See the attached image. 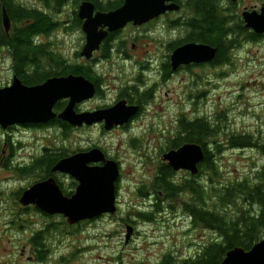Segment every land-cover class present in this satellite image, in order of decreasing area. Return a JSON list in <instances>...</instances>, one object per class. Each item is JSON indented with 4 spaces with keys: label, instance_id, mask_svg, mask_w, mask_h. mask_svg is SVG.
I'll list each match as a JSON object with an SVG mask.
<instances>
[{
    "label": "rangeland",
    "instance_id": "rangeland-1",
    "mask_svg": "<svg viewBox=\"0 0 264 264\" xmlns=\"http://www.w3.org/2000/svg\"><path fill=\"white\" fill-rule=\"evenodd\" d=\"M17 1L40 4L38 0ZM249 2L254 3L255 0ZM61 8V12L58 14L56 11V14L72 18L79 5H76V0H68ZM52 40L55 47L73 58L81 44L77 29L71 32L59 30ZM252 55L257 57V61L245 70L235 71L230 65L218 68L214 74L209 73L212 84H203L205 88L208 87L207 96L205 99L201 97L195 105L199 108L200 116L209 115V120L219 127L209 144L218 172L213 180L207 172L199 178L208 187L206 205L212 209L216 202L217 210L223 207L217 198L219 187L246 179L252 181L251 185L260 183L255 178L256 173L264 167L261 148L231 143L232 137L243 135L250 136L252 141L256 139L258 143H264V41L261 45L253 46ZM2 57L0 52V82L5 83L10 79V72ZM201 83L204 81L201 80ZM187 85L185 82L183 88H178L174 97L179 103L178 109L182 106L183 110L191 112L193 104L187 101L190 89ZM112 97L105 99V102ZM168 105H172L171 101ZM162 114V123H165L168 117L164 116V112ZM168 115L172 121L174 117L171 111ZM143 133H146L143 129L137 131L136 135L91 130L74 131L65 136L57 128L40 130L36 138L41 147L50 144L56 152L64 148L70 154L98 144L121 160L123 178L117 183L118 211L75 225L74 228L69 227L62 215L46 216L41 212L21 211L9 195L12 192L10 185H14V188L28 187L39 177L30 175L21 182L16 180L18 176L13 170L0 169V183L8 182L0 186V191L6 190L8 194V198L0 194V264H157L168 252L178 259L197 255L204 245L216 239L218 235L210 229L193 225L190 213L184 209V203L199 204L198 198L191 192H184L171 202V206L161 192H153L154 177L167 135L147 133L141 136ZM133 138L138 140L132 141ZM24 139L29 140L27 137ZM218 144L220 147L216 149ZM33 152L36 153V149ZM7 154L8 151L4 152V157ZM187 174L179 171L176 178L191 179L195 176ZM56 175L66 192L75 190V178L62 172ZM158 197H164L165 201L162 209L157 211L152 206L156 203V207L160 206L162 201H157ZM224 209L229 213L237 211L233 206ZM145 211L153 212V218L148 220L141 216L140 213ZM52 222L57 230L50 233L48 253L46 259L41 261L30 239L33 233ZM127 224H132L135 230L131 240L126 243Z\"/></svg>",
    "mask_w": 264,
    "mask_h": 264
},
{
    "label": "flooded vegetation",
    "instance_id": "flooded-vegetation-1",
    "mask_svg": "<svg viewBox=\"0 0 264 264\" xmlns=\"http://www.w3.org/2000/svg\"><path fill=\"white\" fill-rule=\"evenodd\" d=\"M83 1H91L95 5V14L99 11L115 10L125 3V0H76V5L78 3L80 6ZM202 1L205 0H166L164 5L167 8L163 12L144 22L132 20L114 30H110L109 26L101 25L99 29L108 32L90 58L82 55L87 38L82 29L85 20L80 18L79 9L74 11L72 18H67L58 15L62 8L56 14L53 8H49L41 0H38L40 4L20 3L22 6L32 7L43 12L51 20V27L48 32L33 36L34 45L44 46L39 52L37 62L20 64L21 66L17 65L16 52L8 44V40L15 33L16 27L25 28L35 24V21L33 18L20 17L18 26L15 25L6 7L2 6L0 2V52L3 55V62H7V71L10 72V79L5 83L0 82V87L10 86L15 78H18L26 86H36L54 77L82 76L93 84L95 93L91 98L76 103V112H95L122 103L124 110L129 113L122 123L116 124L110 129L106 128L105 121L92 124L84 122L78 126L59 117V114L65 110L70 102V98L65 97L59 99L53 106L52 112L57 116L51 120L14 123L5 127L0 124V169L13 170L18 176L16 180L21 182L30 175L39 177L29 186L51 176H54L60 184L59 176L56 175L57 172L52 171L57 161L52 165L51 172H48V168L46 172L41 171L38 166V160L41 157L57 153L50 144L41 147L38 143L39 139L36 137H38L40 130L49 131L57 128L63 135L67 136L74 131L88 132L91 130L107 134L121 132L136 135L137 131L143 129L146 133L141 136L147 133H159L160 135L165 133L167 135L161 152V162L157 166L158 172L155 175L157 177L160 168L169 165L163 159L164 154L170 150L178 149L184 144L179 145L178 142H175V139L179 138L183 132V121L196 120L200 115L199 108L195 105L201 97L205 99L207 96L208 87L205 88L203 84H212L209 73L214 74L218 68L230 65L234 67L235 71L245 70L252 62L257 61V57L252 55L253 46L261 45L264 41V33H257L252 28L247 27L246 21L247 15L261 12L264 0H255L254 3H250V0H210L215 6L214 10L218 17L224 18L225 58L223 63L218 64L219 47L213 43L215 35L210 31V26L205 20L211 8H206L208 5L203 2L204 8L208 10L202 9L203 12H199L195 6ZM194 2L196 3L193 6ZM3 11H6L11 20L9 30L3 24ZM74 29L80 33L81 44L73 58L64 54L59 47H55V41L52 39L59 30L71 32ZM4 38L6 42L2 44L1 40ZM188 44L208 45L215 48L217 50L216 56L209 61H189L175 67L172 61L174 51ZM223 44L221 43V45ZM71 65L83 67L84 72L75 73L67 70V67H71ZM262 65L264 67V63ZM59 67L61 69L57 71ZM201 80L204 83H201ZM185 82L188 84L187 88H190L187 101L193 104L191 112H187L186 109L183 110L182 106L178 109L179 103L174 97L178 88H183ZM112 95L111 100L105 102V99ZM169 101L172 105H168ZM93 102L95 104L92 105ZM169 111L174 117L172 121L169 119ZM163 112L165 113L164 116L168 117L165 123H162ZM24 137L29 138L30 141ZM134 140L137 141L138 139L133 138L132 141ZM95 146L99 145L94 144L87 148L78 149V151L89 150ZM99 147L104 151L106 158L118 162L120 167L118 182H120L123 178L121 160L112 156L107 148ZM35 149L36 153L33 152ZM6 151L8 154L4 157ZM74 152L76 150L70 154ZM103 164L104 162H94L90 165ZM179 171L190 174L189 171L181 169L175 171V178ZM4 182L7 181H1L0 186ZM29 186L14 188V185H10L9 189L12 192L9 195L18 208L20 206L21 211L31 210L44 213L35 204L24 205L20 202L23 192ZM60 186L65 193L61 184ZM118 193L119 189H117V199ZM0 194L1 196L7 195L8 198L6 190H1ZM3 199L1 198V200ZM117 204H119V199ZM1 205L2 202H0V207Z\"/></svg>",
    "mask_w": 264,
    "mask_h": 264
},
{
    "label": "water",
    "instance_id": "water-1",
    "mask_svg": "<svg viewBox=\"0 0 264 264\" xmlns=\"http://www.w3.org/2000/svg\"><path fill=\"white\" fill-rule=\"evenodd\" d=\"M166 0H125L124 5L108 12H96L91 1H83L79 6V16L84 19L82 29L87 42L82 55L90 58L108 31L99 27L109 26L114 30L129 21L144 22L161 14L167 6ZM247 27L257 33H264V5L261 12L246 16ZM3 24L9 30L11 20L3 11ZM216 49L208 45L188 44L176 49L172 55L174 66L189 61H209L216 56ZM95 93L93 84L82 76L69 75L54 77L43 84L26 86L15 78L10 86L0 87V124L7 126L14 123L46 122L57 116L52 112L55 103L68 97L70 102L59 114L63 120L74 125L84 122L92 124L105 121L106 128L122 123L128 116L122 103L95 112H76L75 105ZM163 159L175 170H187L196 175L200 164L205 159V151L200 143L187 142L178 149L164 154ZM104 162L103 165H90ZM71 175L78 182L75 192L67 195L54 176L34 183L23 192L20 202L24 205L35 204L48 215L60 214L69 225H76L85 220H93L104 214H115L117 205V183L120 167L116 160L106 158L99 147L78 151L59 159L52 169ZM135 227L126 225V243L134 234ZM220 264H264V236L249 249L236 246L227 251Z\"/></svg>",
    "mask_w": 264,
    "mask_h": 264
},
{
    "label": "trees",
    "instance_id": "trees-1",
    "mask_svg": "<svg viewBox=\"0 0 264 264\" xmlns=\"http://www.w3.org/2000/svg\"><path fill=\"white\" fill-rule=\"evenodd\" d=\"M41 1H44L46 6L58 12L68 0ZM0 2L2 6L6 7L15 25L18 26L20 17L34 19L35 24L31 26L29 25L25 28L16 27L15 33L8 40V44L16 52L17 65L21 66L28 62L36 63V59L40 54L39 52H41L40 50L44 46L34 45L33 36L48 32V29L51 27V20L43 12L32 7L22 6L17 0H0ZM203 2L208 5L206 8H211L205 20H207V24L210 26V31L215 35L213 43L219 47L217 63L221 64L225 58V46L223 44L225 42L224 18L218 17L214 10L215 6L210 0L198 2L196 5V2H194L193 6L195 5L199 12H203L206 9L204 8ZM5 38L1 40L2 44L6 42ZM56 60L58 61V58ZM58 69L61 68H57V71ZM67 70L75 73L84 72L83 67L74 65L67 67ZM209 118V115L205 114L202 116L199 115L193 121H183V132L179 138L175 139V142H178L179 145L185 142H196L203 146L205 159L200 164V173L193 176L194 178L179 180L174 177L176 174L175 170L170 165H164L160 168L157 177L154 179L155 182L153 183L152 190H154V193L155 191L156 193L161 192L165 196V200L169 201L170 206L171 202L178 199L184 192H191L199 201V204L184 203V209L190 213L192 224L196 226L203 225L218 236L216 239L204 245L197 255L178 259L173 253L168 252L163 255L157 264H220L227 251L231 248L240 246L249 249L264 236V167L256 173L255 181L258 180L260 183L251 185L252 181L246 179L219 187L217 198L223 206L221 210L216 209L217 202L214 203V209L206 205L208 187L202 179H199L200 175L207 172L210 174L211 180H213L215 174L218 172L209 144L212 143L211 139L217 135L219 127L215 123H212ZM258 142L256 139L255 141L250 140V136L248 135L234 136L231 138V143L234 145L242 147L255 146L261 148L264 154V143L261 144ZM219 147V144L216 145V149H219ZM58 151L60 152H57L55 155H45L38 160V166L41 171L44 170L46 172L48 168V172H51V167L55 161L68 155L64 148H60ZM65 193L71 195L73 191H65ZM165 200L164 197H158L157 201L162 202H160V206L158 207H156L157 203L155 206H152L153 210H161V205ZM227 206H233L237 211L229 213L228 210L224 209ZM43 214L51 216L46 213ZM140 214L148 220L153 218V212L145 211ZM69 227L74 228L75 226L69 225ZM56 230L57 226L52 222L33 233L30 241L35 248L39 260L43 261L46 259L49 247L48 242L51 237L50 233Z\"/></svg>",
    "mask_w": 264,
    "mask_h": 264
},
{
    "label": "bare ground",
    "instance_id": "bare-ground-1",
    "mask_svg": "<svg viewBox=\"0 0 264 264\" xmlns=\"http://www.w3.org/2000/svg\"><path fill=\"white\" fill-rule=\"evenodd\" d=\"M234 248V247H233Z\"/></svg>",
    "mask_w": 264,
    "mask_h": 264
}]
</instances>
